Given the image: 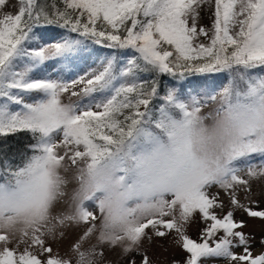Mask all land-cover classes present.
Listing matches in <instances>:
<instances>
[{"label":"snow or ice","instance_id":"snow-or-ice-1","mask_svg":"<svg viewBox=\"0 0 264 264\" xmlns=\"http://www.w3.org/2000/svg\"><path fill=\"white\" fill-rule=\"evenodd\" d=\"M93 46L109 52L77 73ZM19 133V163L0 148V264H153L144 241L169 236L182 264H264L243 231L264 226V0H0V139Z\"/></svg>","mask_w":264,"mask_h":264},{"label":"rangeland","instance_id":"rangeland-1","mask_svg":"<svg viewBox=\"0 0 264 264\" xmlns=\"http://www.w3.org/2000/svg\"><path fill=\"white\" fill-rule=\"evenodd\" d=\"M15 2V0H14ZM212 10L213 5H205L201 12H200V18L198 22V27L203 26L205 28L210 29L211 23H212ZM9 11L14 12L15 9H9ZM202 42L207 43V40L204 37L200 38ZM103 59L98 56H89L87 60L79 64L78 69L76 70L77 73L83 74L84 72H87L89 70H94L99 67V61ZM73 75H76V73H73ZM227 78L224 79V83H226ZM201 91L203 89H200ZM64 101H68V97H64ZM215 107V105L210 107H205L202 111V115H207L210 111H212V108ZM206 123H211V121H206ZM261 160L260 157H254V163H259ZM243 175V173H241ZM252 192H253V199L258 202V205L260 208H264V184H261L260 182L253 183L252 186ZM241 199L243 200V196H241ZM252 207H256V205H252ZM228 210L227 206V200L225 199V209L226 212ZM218 214H222L217 210ZM237 219H246L247 217L244 216L242 213L236 214ZM248 227L243 229L245 233H251L255 237V243L253 245V254H259V252L262 250V246L259 244V240L261 236H264V226L261 225V223L257 220H247ZM202 225L194 224L191 227L188 228L187 234L189 237L193 240H199L200 235V228H202ZM149 234L151 235V231L149 230ZM172 237L169 236L166 239H158L153 237V240L151 243H149L147 240L144 241L143 247L147 250V254L152 259L153 264H173V262H179V264H182L185 253L181 251L179 247H177L172 242ZM71 243V238H66L62 242H56L52 243L51 246L54 250V252H59L61 256L65 255L67 252L68 245ZM22 250V249H21ZM237 253L240 252V249L235 250ZM137 261H139V257H136ZM120 258L114 254V253H108L105 257V264H108V262H111V264H116L117 261H119ZM120 264H126V262L121 261ZM208 264H226L225 261H209Z\"/></svg>","mask_w":264,"mask_h":264},{"label":"trees","instance_id":"trees-1","mask_svg":"<svg viewBox=\"0 0 264 264\" xmlns=\"http://www.w3.org/2000/svg\"><path fill=\"white\" fill-rule=\"evenodd\" d=\"M41 31L46 37H52L55 36L59 30L52 27H47L41 29ZM93 49H94V54L92 56H98L100 58H103L109 52V50L107 49H102L96 46L90 48L89 51H93ZM128 55H130V53H128L127 55L122 54L119 57V60L122 64L126 62ZM259 72L260 70H257V73ZM145 78L150 79L149 77H145ZM226 78L227 79L229 78L227 73H221V74H214L208 77L196 76L191 78L190 82L192 87H199L205 83L209 85L214 84L217 87H219L224 84V79ZM159 83L161 87H167L168 85H170V83H172V81L170 77L164 76L159 78ZM31 142L32 141L30 135L25 133H19L14 136H10L6 138V140L0 139V148H6L5 155H7L8 157L16 156V159L13 161V163H19L20 153L24 152L26 150V145H28Z\"/></svg>","mask_w":264,"mask_h":264}]
</instances>
